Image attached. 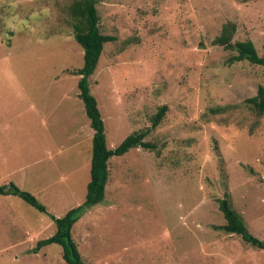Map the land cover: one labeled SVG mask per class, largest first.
<instances>
[{"label":"rangeland","instance_id":"1","mask_svg":"<svg viewBox=\"0 0 264 264\" xmlns=\"http://www.w3.org/2000/svg\"><path fill=\"white\" fill-rule=\"evenodd\" d=\"M75 0H0V186L14 182L47 207L0 194V264H68L63 246L34 251L51 214L84 203L93 133L79 95L84 50ZM106 42L90 76L107 144L146 131L155 147L109 160L105 199L72 238L87 264H264V249L222 229L229 193L264 240V116L246 102L264 66L232 61L217 39L252 40L264 54V0H98ZM71 72V73H70ZM167 105L162 122L155 115ZM47 138V141L44 139Z\"/></svg>","mask_w":264,"mask_h":264},{"label":"trees","instance_id":"2","mask_svg":"<svg viewBox=\"0 0 264 264\" xmlns=\"http://www.w3.org/2000/svg\"><path fill=\"white\" fill-rule=\"evenodd\" d=\"M98 0H75L71 5V15L74 19L75 39L84 50L83 65L74 69L71 74L79 75V95L82 98L86 113L90 118L94 129L93 150L91 159L90 175L86 198L83 204L69 209L62 216L50 215L56 224L53 235L41 239L34 251L43 246L57 243L63 246V258L68 264H87L79 251L76 242L72 238V228L81 217L86 208L98 204L105 199L106 186L109 180V160L113 155H123L131 148L144 147L147 149L155 147L151 142L145 141L146 131L129 134L119 145L110 148L107 144L105 122L99 108L98 100L91 92L90 76L98 67L100 57L104 50V44L115 40V36L103 34L100 29V15L97 8ZM247 1V0H245ZM231 28L225 25L218 41L227 47L237 51L231 57L232 61L248 60L254 64L264 66V54H259L254 42L250 39L232 42ZM246 102L259 115L264 116V86L260 85L257 94L249 97ZM167 111V105H162L153 120V127H157L163 120ZM0 194H15L22 197L31 205L42 212H48L47 207L39 199L27 190L21 189L14 182L0 186ZM219 207L223 212L226 223L222 229L227 233H237L243 240L256 248L264 249V240H261L248 229L242 215L233 207L229 193L217 199Z\"/></svg>","mask_w":264,"mask_h":264},{"label":"crops","instance_id":"3","mask_svg":"<svg viewBox=\"0 0 264 264\" xmlns=\"http://www.w3.org/2000/svg\"><path fill=\"white\" fill-rule=\"evenodd\" d=\"M93 135H94V133H93ZM44 141H47V138H45ZM4 185H6V184H4Z\"/></svg>","mask_w":264,"mask_h":264}]
</instances>
